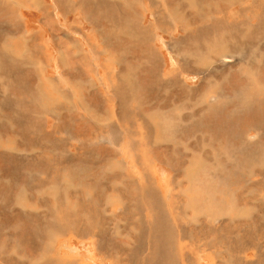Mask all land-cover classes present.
Segmentation results:
<instances>
[{"label":"rangeland","instance_id":"obj_1","mask_svg":"<svg viewBox=\"0 0 264 264\" xmlns=\"http://www.w3.org/2000/svg\"><path fill=\"white\" fill-rule=\"evenodd\" d=\"M10 1L0 0V10L11 9L10 18L0 14V58L8 56L0 63V264H264V0L159 3L170 16L151 30L150 58L165 78L175 71L187 93L145 73L125 31L65 11V0H43L54 20L27 0ZM117 8L110 13L123 16L122 28V19L144 13L139 5L124 15ZM151 16L145 13L143 26ZM205 31L226 34L232 62L208 64L214 53L205 54L206 40L215 51L220 46ZM81 48L87 61L77 55ZM95 61L103 83L86 68ZM122 74L130 80L123 91L136 98L118 104L109 99ZM212 96L220 99L208 108ZM136 103L155 115L144 110L150 118L137 123ZM162 111L176 130L162 133ZM181 113L188 114L183 124Z\"/></svg>","mask_w":264,"mask_h":264},{"label":"bare ground","instance_id":"obj_2","mask_svg":"<svg viewBox=\"0 0 264 264\" xmlns=\"http://www.w3.org/2000/svg\"><path fill=\"white\" fill-rule=\"evenodd\" d=\"M10 1V0H9ZM12 1V0H11ZM10 1V2H11ZM56 1V0H55ZM125 2H126V4H123V6H124V8H126V9H121V13L124 15V13H127V11H128V9L129 10H133V5H139V7L141 6V8L144 10V13L142 14V15H140V16H138V12H135V14L134 15H132V16H130L127 20H123L122 19V22L123 21H125V26L122 28L121 27V25H119V23L117 22V20H118V17L120 16V17H122L123 18V16L120 14V13H110V9L112 10V8H113V10H114V7L115 8H117V7H123L122 5H119L118 4V2L119 1H117V0H65V2H64V4H63V6H64V8H65V11H67V10H69V9H71V11L74 9L76 12H80L81 11V13L83 14V16L85 17L86 15L87 16H91L92 15V18L94 19V20H96L97 21V23L99 24V22L100 23H106L107 25H110L111 26V28L114 30V31H117V30H123V31H125L126 33H128V39H131V40H134V41H136L137 42V44H138V51H140L141 52V57H142V59L141 60H139V63H141V67L143 68V70H144V72L145 73H147V74H150V75H152V76H156L157 78H158V80L160 81H163V82H166V83H168L169 85H172V87H173V89H176V90H182L183 92H185V93H187L188 92V87L186 86V82L185 81H183V80H181L182 81V83L180 84V85H177V83H178V80L177 79H179V78H177V77H175L176 76V72L175 71H173V72H170V74L168 75L169 76V78H165V76H163V75H161L162 73L160 72V71H156L155 70V67H157V65H156V63H155V59L154 60H151V58L150 57H152V53H154L155 51L153 50L154 49V47H153V40L151 39V36H150V34H151V30H154L157 26H158V24L162 21L161 19H165V17H167V16H170V14H169V11H167L166 10V8H164L165 6L166 7H170L174 2H177L178 0H124ZM190 1V0H189ZM230 1V0H229ZM250 1V0H249ZM13 2V1H12ZM15 2V1H14ZM122 2V1H121ZM161 2H163V4L165 5L164 7H163V5H161V4H159V3H161ZM193 2V1H192ZM226 2H228V1H226ZM27 3L29 4H31V5H34V6H36V7H38V8H40V10L42 11V13H44V15H46L45 17L46 18H52L53 20H54V17H56V12H54V10L53 9H50V6L48 7V6H46L45 4H44V2H43V0H27ZM179 3L181 4V1H179ZM178 3V4H179ZM182 3H183V1H182ZM184 3H186V2H184ZM231 3V2H230ZM238 4V2H235V4ZM240 3H241V1H240ZM249 3V2H248ZM247 3V4H248ZM256 3V2H255ZM15 4V3H14ZM177 4V5H178ZM179 4V5H180ZM188 4V3H187ZM214 4V3H213ZM235 4H233V5H235ZM182 5V4H181ZM180 5V6H181ZM183 5H185V4H183ZM190 5H192V4H189V6ZM197 5V4H196ZM227 5H229V4H227ZM251 5V4H250ZM258 5V4H257ZM58 6V5H57ZM198 6V5H197ZM35 7V8H36ZM56 7V6H55ZM110 7H112V8H110ZM173 7H175V6H173ZM173 7H172V9H173ZM193 7V6H192ZM37 8V9H38ZM52 8V7H51ZM186 8V7H185ZM229 8V7H228ZM257 8V7H256ZM57 9V8H56ZM118 9V8H117ZM196 9V8H195ZM200 9V8H199ZM39 10V9H38ZM37 10V11H38ZM59 10H61V8H60V6H59ZM112 10V11H113ZM175 10V9H174ZM180 10V9H179ZM236 10V9H235ZM263 10V9H262ZM75 11H73V12H75ZM147 11H150L151 12V17H152V20H151V22L149 23V24H147V25H145V26H143V22H144V20H145V13L147 12ZM261 11V10H260ZM259 11V12H260ZM0 12H2V13H0L1 15H5V17L6 18H10V13H11V9L8 7V8H1V10H0ZM40 12V11H39ZM59 12V11H58ZM72 12V13H73ZM183 12V11H182ZM186 12H188L187 10H186ZM190 12V11H189ZM196 12V11H195ZM198 12V11H197ZM181 13V12H180ZM229 13V12H228ZM13 14V13H12ZM60 14V13H59ZM163 14H165V16H163ZM193 14H194V12H193ZM218 14V13H217ZM227 14V13H226ZM225 14V15H226ZM61 15V14H60ZM78 15H80V14H78ZM197 15V14H196ZM211 15V14H210ZM247 15V14H246ZM257 15V14H256ZM15 16V15H14ZM48 16V17H47ZM187 17H189V15L187 14L186 15ZM191 16V15H190ZM80 17H81V15H80ZM79 16H78V18H80ZM196 17V16H195ZM207 17V16H206ZM213 17V16H212ZM12 18V17H11ZM83 18V17H82ZM192 18V17H191ZM211 18V17H210ZM218 18V17H217ZM260 18V17H259ZM86 19V18H85ZM193 19V18H192ZM225 19H226V17H225ZM245 19H246V17H245ZM253 19V18H252ZM10 20V19H9ZM50 20V19H49ZM66 20V19H65ZM87 20V19H86ZM191 20V19H190ZM212 20H214L215 21V19H212L211 18V21ZM224 20V19H223ZM254 20V19H253ZM252 20V21H253ZM260 20V22H261V19H259ZM48 21V20H47ZM186 21V20H185ZM214 21H212L213 23H214ZM225 21V20H224ZM223 21V22H224ZM250 21V20H249ZM66 22V21H65ZM112 22H115V25L112 23ZM122 22H121V24H122ZM190 22V21H189ZM198 22H199V20H198ZM210 22V21H209ZM221 22V21H220ZM219 22V23H220ZM227 22H228V20H227ZM245 22V21H244ZM259 22V21H258ZM259 22V23H260ZM2 23H3V21H2ZM49 23H50V21H49ZM202 23V22H201ZM211 23V22H210ZM252 23V22H251ZM250 23V24H251ZM55 24H57V23H55ZM59 24V23H58ZM161 24V23H160ZM212 24V23H211ZM215 24H216V22H215ZM214 24V25H215ZM222 24V23H221ZM224 24V23H223ZM229 24V23H228ZM239 24V23H238ZM264 24V23H263ZM4 25V24H3ZM8 25V24H7ZM52 25V24H51ZM91 25H92V22H91ZM192 25V24H191ZM190 25V26H191ZM203 25V24H202ZM204 25H205V23H204ZM230 25V24H229ZM228 25V26H229ZM241 25V24H240ZM53 26V25H52ZM189 26V25H188ZM216 26V25H215ZM221 26H223V25H221ZM247 26H249V25H247ZM253 26H254V24H253ZM252 26V27H253ZM260 26V25H259ZM65 27V26H64ZM163 27V26H162ZM161 27V28H162ZM196 27V26H195ZM225 27V26H224ZM234 27V26H233ZM258 27V26H257ZM11 30H14L15 28H16V25L15 24H13L12 23V25L9 27ZM56 28H57V26H56ZM58 28H60L59 26H58ZM66 28V27H65ZM105 28V27H104ZM194 28V27H193ZM193 28H190V30L191 29H193ZM199 28V27H198ZM222 28V27H221ZM230 28V27H229ZM240 28V27H239ZM110 29V28H109ZM160 29V28H159ZM174 29H175V27H174ZM230 29H232V28H230ZM241 29V28H240ZM244 29V28H243ZM246 29V28H245ZM245 29H244V31H245ZM33 30V29H32ZM59 30V29H58ZM95 30V29H94ZM113 30H112V32H113ZM185 30H187V29H185ZM196 30V29H195ZM199 30V29H198ZM214 30V29H213ZM225 30V29H224ZM227 30V29H226ZM225 30V31H226ZM234 30V29H233ZM236 30V29H235ZM259 30V29H258ZM40 31H42V29L40 30ZM172 31V30H171ZM197 31V30H196ZM222 31V30H221ZM220 31V32H221ZM219 32V33H220ZM238 32V31H237ZM249 32V31H248ZM247 32V33H248ZM257 32V31H256ZM13 33V32H12ZM40 33V32H39ZM38 33V34H39ZM165 33V32H164ZM196 32H193V34H195ZM205 33L208 35H212L213 37H214V39H213V45H219L220 46V49L219 50H217V51H215L213 48H212V44H210V42H207V40H206V43H205V54L206 53H209V52H213L214 53V55H213V59H209L208 60V64H210V63H213V65L215 66V65H217V64H222V63H226V62H232L234 59L233 58H235V53L234 54H230L226 49H223V45H224V41L225 40H223V38L226 36V34L225 33H223V34H221L220 36H219V34L218 33H216V32H213V31H205ZM41 34V33H40ZM238 34V33H237ZM25 35H27V34H25ZM192 35V34H191ZM234 35V34H233ZM248 35V34H247ZM264 35V34H263ZM115 36V35H114ZM211 36V37H212ZM218 36L220 37V38H218ZM228 36V35H227ZM255 36V35H254ZM112 37V36H111ZM116 37V36H115ZM207 37V36H206ZM210 37V38H211ZM216 37H217V39H216ZM27 38V37H26ZM122 38V37H121ZM225 38H227V37H225ZM229 38V37H228ZM28 39V38H27ZM46 39V38H45ZM124 39V38H123ZM233 39V38H232ZM20 40V39H19ZM29 40V39H28ZM79 40V39H78ZM100 40V39H99ZM118 40V39H117ZM209 40V39H208ZM229 40V39H228ZM39 41V40H38ZM113 41H115V40H113ZM125 41V40H124ZM127 41V40H126ZM210 41V40H209ZM24 42V41H23ZM45 42V40H43L42 41V43H44ZM117 42V45H116V50L119 52L122 48H123V46H122V43L120 42V41H116ZM166 42V41H165ZM202 42V41H201ZM227 42V41H226ZM229 42V41H228ZM6 43V42H5ZM41 43V42H40ZM41 43V44H42ZM109 43V42H108ZM111 43V42H110ZM125 43V42H124ZM212 43V42H211ZM2 44V43H1ZM24 44V43H23ZM48 44V43H47ZM175 44V43H174ZM199 44H201V43H199ZM226 44V43H225ZM166 45V44H165ZM3 46V45H2ZM10 46V45H9ZM89 46H91V45H89ZM111 46V45H110ZM114 46V45H113ZM164 46V45H163ZM219 46H218V48H219ZM4 47V46H3ZM106 47V46H105ZM172 47V46H171ZM173 47H174V45H173ZM177 47V46H176ZM197 47V46H196ZM5 48V47H4ZM61 48V47H60ZM111 48V47H110ZM113 48V47H112ZM111 48V49H112ZM7 49V48H6ZM72 49V48H71ZM227 49H229V47L227 48ZM242 49V48H241ZM97 50V49H96ZM257 50V49H256ZM38 51V50H37ZM75 51V50H74ZM83 50H82V48L77 52V55H78V57L81 59V60H83V61H87L86 59H85V54L82 52ZM104 51H106L107 52V50H104ZM198 51V50H197ZM240 51V50H239ZM254 51V50H253ZM59 52V51H58ZM98 53H100L99 51H97ZM177 52V51H176ZM200 52V51H199ZM259 52V51H258ZM94 53V52H93ZM74 54V53H73ZM109 54V53H108ZM189 54V53H188ZM200 54V53H199ZM210 54V53H209ZM212 54V53H211ZM237 54V53H236ZM97 55V54H96ZM101 55V54H100ZM178 55V54H177ZM181 55H184L183 53H181ZM239 55V54H238ZM29 56V55H28ZM31 56H33V55H31ZM35 56H37V55H35ZM113 56V55H112ZM173 56V55H172ZM176 56V55H175ZM179 56V55H178ZM205 56V55H204ZM255 56V55H254ZM258 56V55H257ZM7 57L8 56H6V54L2 57V58H0V63L1 62H5V60L7 59ZM19 57V56H18ZM95 57V56H94ZM188 57V56H187ZM206 57V56H205ZM107 58H109V57H107ZM78 59V58H77ZM89 59V58H88ZM94 59V58H93ZM125 59V58H124ZM127 59H128V57H127ZM157 59V58H156ZM178 59V58H177ZM253 59V58H252ZM9 60V59H8ZM28 60V59H27ZM247 60V59H246ZM63 61V60H62ZM89 61V60H88ZM97 61V60H96ZM91 62L90 63V66L92 65V67H93V69H91V67L89 66V64H87L86 65V68H87V70L89 71V72H94L93 74H91L90 76L91 77H97V80L99 79V82L100 83H103V81H104V78H103V74L105 73H103V74H101V71L99 70V68H101V67H103V65L101 64V63H98V62ZM100 61V60H99ZM185 61V60H184ZM188 61V60H187ZM203 61H205V60H203ZM207 61V60H206ZM240 61V60H239ZM242 61V60H241ZM33 62V61H32ZM61 62V61H60ZM80 62V61H79ZM87 63V62H86ZM117 63V62H116ZM244 63V62H243ZM257 63V62H256ZM82 65L83 64H85V62L84 63H81ZM133 64V63H132ZM177 64H178V62H177ZM200 64H201V61H200ZM241 64V63H240ZM248 64V63H247ZM4 65V64H3ZM187 65V63H184L183 61H182V66L183 67H185ZM202 65H204L203 63H202ZM224 65V64H223ZM1 66V65H0ZM4 66H8V65H4ZM3 66V67H4ZM27 66V65H26ZM116 66V65H115ZM180 66H181V64H180ZM240 66V65H239ZM250 66V65H249ZM84 67V66H83ZM179 67V66H178ZM221 67V66H220ZM12 68V67H11ZM85 68V67H84ZM86 68H85V70H86ZM139 68V67H138ZM181 68V67H180ZM223 68V67H222ZM242 68V67H241ZM1 69V68H0ZM4 69V68H3ZM35 69V72H37V71H41V73L42 74H44L45 73V70H46V68L44 67V69L43 68H34ZM41 69H43V70H41ZM161 69V68H160ZM182 69V68H181ZM235 69V68H234ZM10 70V69H9ZM32 70V69H31ZM142 70V69H141ZM179 70V69H178ZM236 70V69H235ZM245 70V69H244ZM248 70V69H247ZM246 70V71H247ZM7 71V70H6ZM34 71V70H33ZM113 71V73H114V75L117 73L116 71L114 72V70H112ZM111 71V72H112ZM179 71H181V70H179ZM185 71V70H184ZM241 71V70H240ZM252 71V70H251ZM88 72V73H89ZM124 72V71H123ZM178 72V71H177ZM228 72V71H227ZM125 73H127L126 71H125ZM124 73V74H125ZM180 73V72H179ZM248 73H250V72H248ZM136 74H137V72H136ZM39 75V74H38ZM109 75H111V73H109ZM109 75H105V80H107V81H109ZM118 75V74H117ZM139 75V74H138ZM236 75H237V73H236ZM43 76H46V75H43ZM112 76V75H111ZM125 77H123V74L121 75V80L119 81L120 82V84L119 85H121L118 89H117V91L115 92H113V91H111L110 93L113 95V96H110V99H109V101H112L113 100V97L114 98H116L118 101V104H119V102L122 100L124 103H125V101H127V100H135V98L133 97V95L132 94H129V92H127V91H123V89H124V85H122V84H124V83H126V82H128V81H130V80H127V78H128V76H127V74L126 75H124ZM0 77H1V75H0ZM36 77H37V75H36ZM181 77H182V75H181ZM184 77V76H183ZM243 77V76H242ZM61 78V77H60ZM59 77H58V79H60ZM131 78H132V76H131ZM201 78V77H200ZM251 78V77H250ZM55 79V78H54ZM118 79V78H117ZM130 79V78H129ZM4 80V79H3ZM9 80V79H8ZM14 80H16V79H14ZM62 80V79H61ZM61 80H59V81H61ZM134 80V79H133ZM132 80V81H133ZM154 80V79H153ZM253 80V79H252ZM262 80V79H261ZM41 81V80H40ZM159 81H154V82H156V83H154V84H151L150 82L151 81H149V83L151 84L150 86H159ZM247 81V80H246ZM258 81V80H257ZM10 82H13V81H10ZM17 82V81H16ZM118 82V81H117ZM118 82V83H119ZM238 82V81H237ZM6 83H8V82H6ZM43 84L45 83L47 86H49V87H52V89L54 90V91H58L57 89H56V83L54 82V80L53 79H51V78H49V77H45L44 78V82H42ZM111 83V82H110ZM246 83V82H245ZM57 84H58V82H57ZM107 84V83H106ZM133 84H135V82L133 83ZM148 84V83H147ZM147 84H146V86H147ZM262 84V83H261ZM260 84V85H261ZM14 85V84H13ZM22 85V84H21ZM130 85H131V82H130ZM136 85V84H135ZM135 85H133L132 87H134ZM164 85V84H163ZM16 86V85H15ZM60 86V85H59ZM104 86V88H105V85H103ZM128 86H129V84H128ZM137 86V85H136ZM135 86V87H136ZM139 86V85H138ZM13 87V86H12ZM23 87V86H22ZM40 87H41V85H40ZM66 87V86H65ZM112 87H113V85H112ZM148 87H149V85H148ZM166 87V86H165ZM253 87H254V85H253ZM261 87V86H260ZM63 88V87H62ZM108 88V87H107ZM107 88H105L106 90H105V94L107 93ZM114 88V87H113ZM126 88V87H125ZM170 88V87H169ZM168 88V89H169ZM10 89V88H9ZM14 89V88H13ZM42 89V88H41ZM131 89V88H130ZM133 89V88H132ZM172 89V90H173ZM11 90H12V88H11ZM20 90V89H19ZM18 90V91H19ZM22 90V89H21ZM133 90H136V89H133ZM149 90V89H148ZM241 90V89H240ZM239 90V91H240ZM2 91H3V89H2ZM10 91V90H9ZM17 91V92H18ZM50 91V90H49ZM132 91V90H131ZM151 91V90H150ZM167 91V90H166ZM238 91V90H237ZM242 91V90H241ZM15 92V91H14ZM17 92H15V93H17ZM152 92V91H151ZM192 92V91H191ZM197 92V91H196ZM202 92V91H201ZM214 92V91H213ZM249 92V91H248ZM64 93V92H63ZM148 93H149V91H148ZM156 93V92H155ZM240 94H241V92H239ZM139 94V93H138ZM150 94V93H149ZM233 94H234V92H233ZM237 94V93H236ZM252 95H253V93H251ZM140 95V94H139ZM147 95V94H146ZM166 95V94H165ZM189 94H187L186 96H188ZM191 95V94H190ZM206 95V94H205ZM209 95V94H208ZM213 95V94H212ZM235 95V94H234ZM154 96V95H153ZM152 96V97H153ZM246 96V95H245ZM147 97V96H146ZM155 97H156V95H155ZM165 97V96H164ZM167 97V96H166ZM165 97V98H166ZM171 97V96H170ZM185 97V96H184ZM189 97V96H188ZM243 97V96H242ZM249 97V96H248ZM157 98V97H156ZM159 98V97H158ZM205 98V97H204ZM226 98V97H225ZM235 98V97H234ZM251 98V97H250ZM249 98V99H250ZM255 99H256V96L254 97ZM59 99V98H58ZM57 99V100H58ZM144 99V98H143ZM168 99V98H167ZM219 99H220V97L218 96V97H216V96H212V97H210V99H209V101H208V108H210L211 106H212V104L213 103H215V102H218L219 101ZM245 99V98H244ZM157 100V99H156ZM164 100V99H163ZM169 100V99H168ZM185 100V99H184ZM183 100V101H184ZM188 100H189V98H188ZM187 100V101H188ZM61 101V100H60ZM115 101V100H114ZM166 101V100H165ZM174 101V100H173ZM58 102H59V100H58ZM57 102V103H58ZM113 102V101H112ZM116 102V103H117ZM162 102V101H161ZM160 102V103H161ZM176 102V101H175ZM242 102V101H241ZM61 103V102H60ZM132 103V102H131ZM152 103V102H151ZM172 103H174V102H172ZM185 103V102H184ZM245 103V102H244ZM68 104L70 105V102L68 101ZM108 104V103H107ZM113 104V103H112ZM137 104V106L134 108V110H133V112L131 113V114H134L135 116L133 117L132 116V118H134L136 121H137V123H138V121H143V118H144V116L145 117H147L148 119L150 118V115H148V114H146V113H144V108L142 107V105L140 104V103H136ZM144 104V103H143ZM159 104V103H158ZM169 104H171V103H169ZM168 104V105H169ZM247 104V103H246ZM141 105V108H139V106ZM156 105V104H155ZM175 105V104H174ZM240 105H242V104H240ZM121 106V105H120ZM125 106V105H124ZM145 106H146V104H145ZM159 106V105H158ZM250 106H252V104L250 105ZM84 107V106H83ZM82 106H81V108H83ZM122 107V106H121ZM126 107V106H125ZM170 107V106H169ZM172 107H173V105H172ZM242 107V106H241ZM244 107H246V106H244ZM85 108V107H84ZM83 108V110H85ZM156 108V107H155ZM248 108H249V106H248ZM126 109H128V108H126ZM190 109V108H189ZM149 109H147V111L145 110V112H148V113H150L151 114V117H152V115H155L152 111V113L150 112V111H148ZM71 111H73V110H71ZM90 111H93V110H90ZM127 112V111H126ZM178 112V111H177ZM70 113V112H69ZM88 113V112H87ZM113 113V112H112ZM117 113V112H116ZM206 113H208V112H206ZM89 114V113H88ZM91 114V113H90ZM89 114V115H90ZM124 114V113H123ZM129 114V113H128ZM186 113H181L179 116H178V122L179 123H181V124H183L184 122H187L188 121V114H186ZM38 115V114H37ZM93 115V114H92ZM158 116H159V118H162L163 119V121H164V123H163V126L161 127V129H162V133L163 134H166V133H168V132H171V131H173V130H176V128H173V130L172 129H169V124H170V122H171V119H172V117L170 116V114H169V111H162V112H160V114H157ZM202 115H203V113H202ZM39 116V115H38ZM42 116V115H41ZM40 116V117H41ZM125 116H126V114H125ZM128 116H130V114L128 115ZM74 117H77V116H75L74 115ZM147 118H146V120H147ZM77 119V118H76ZM154 119V118H153ZM21 120V119H20ZM41 120V119H40ZM59 120V119H58ZM78 120V119H77ZM133 121V120H132ZM134 122V121H133ZM153 122V121H152ZM84 125H85V127H87L86 129H89V130H92L93 131V126L91 127L89 124L90 123H85V122H82ZM120 123V122H119ZM147 123V122H146ZM140 124L142 125V123L140 122ZM153 124V123H152ZM39 125H41L42 126V124H39ZM57 125V124H56ZM55 125V123L52 125V126H56ZM61 125V124H60ZM101 125V124H100ZM146 126V125H145ZM144 126V127H145ZM57 127V126H56ZM148 127V126H147ZM44 128V127H43ZM61 128V127H60ZM249 128V127H248ZM20 129V128H19ZM23 129V128H22ZM51 129V128H50ZM258 129V128H257ZM260 129V128H259ZM53 130V129H52ZM56 130H57V128H56ZM101 130V129H100ZM151 129H149V131H150ZM20 131V130H19ZM35 131V130H34ZM50 131V130H49ZM48 131V132H49ZM95 131V130H94ZM98 131V130H97ZM21 132V131H20ZM54 132V131H53ZM59 132V131H58ZM29 133V132H28ZM32 133H34V132H32ZM151 133V132H150ZM245 133V132H244ZM34 135V134H33ZM38 136V135H37ZM247 136V135H246ZM127 137V136H126ZM48 138V137H47ZM153 138V137H152ZM253 138V137H252ZM257 138H260V137H257ZM101 139H103V138H101ZM113 139V138H112ZM129 139H131V138H129ZM246 139V138H245ZM248 139V138H247ZM140 140V139H139ZM258 140V139H257ZM131 141H133V140H131ZM130 141V142H131ZM247 141V140H246ZM260 141V140H259ZM79 142V141H78ZM51 143V142H50ZM121 143V142H120ZM125 144V143H124ZM148 144V143H147ZM152 144V143H151ZM129 146V145H128ZM203 146H205V143H204V145ZM209 146V145H208ZM242 146V145H241ZM134 147V146H133ZM78 148V147H77ZM129 148H130V150H131V147L129 146ZM145 148H146V145H145ZM211 148V147H210ZM209 148V149H210ZM128 149V148H127ZM208 149V150H209ZM233 149V148H232ZM254 149V148H253ZM9 150H11V149H9ZM129 150V149H128ZM129 150V151H130ZM203 150H204V148H203ZM18 151V150H17ZM150 151V150H149ZM202 151V150H201ZM205 151V150H204ZM12 152H14V151H12ZM247 152V151H246ZM15 153H17V152H15ZM20 153H21V151H20ZM147 153V152H146ZM119 154V153H118ZM213 154V153H212ZM261 154V153H260ZM26 155H27V153H26ZM29 155V154H28ZM218 157V156H217ZM216 157V158H217ZM214 159V158H213ZM218 159V158H217ZM212 161V160H211ZM66 162V161H65ZM116 162H117V160H116ZM189 164V163H188ZM192 164H194V163H192ZM16 165V164H15ZM120 165V164H119ZM211 165V164H210ZM121 166V165H120ZM183 166V165H182ZM192 166V165H191ZM219 167H220V165H219ZM182 168V167H181ZM197 168V167H196ZM195 168V169H196ZM198 168H200V167H198ZM236 168V167H235ZM119 169H125V167L124 166H122L121 168H119ZM194 169V168H193ZM234 169V168H233ZM44 176V175H43ZM126 176V175H125ZM185 176V175H184ZM56 179V178H55ZM55 179H54V181H55ZM168 182V181H167ZM55 183V182H54ZM61 186H62V184H61ZM198 187V186H197ZM54 188V187H53ZM53 188H51V189H53ZM65 188H67V187H65ZM198 189V188H197ZM57 190H59V189H57ZM115 192V191H114ZM54 193H55V191H54ZM125 193V192H124ZM176 193V192H175ZM203 193V192H202ZM141 195V194H140ZM114 196H116V193H115V195ZM118 197V196H117ZM196 198V197H195ZM193 199H194V197H193ZM108 200V199H107ZM111 201H112V199H110ZM115 200V199H114ZM197 200V199H196ZM196 200H195V202H196ZM163 202V201H162ZM199 202V201H198ZM110 203V202H109ZM112 203V202H111ZM114 203H118L117 201L116 202H114ZM65 204V203H64ZM120 204V203H119ZM182 204V203H181ZM183 206V205H182ZM204 206H206V205H204ZM203 206V207H204ZM151 208H152V206H150ZM172 207V206H171ZM193 207V206H192ZM201 207V206H200ZM122 208V207H121ZM121 208L120 207H118V210L120 211L121 210ZM62 209V208H61ZM172 209V208H171ZM59 210V209H58ZM205 210V209H204ZM122 211V210H121ZM212 211V210H211ZM47 212V211H46ZM45 212V213H46ZM62 212V211H61ZM154 212V211H153ZM150 213V212H149ZM156 213H157V211H156ZM188 213V212H187ZM204 214V213H203ZM215 214V213H214ZM150 216V215H149ZM63 217V216H62ZM164 217V216H163ZM62 219H64V218H62ZM162 219V218H161ZM214 220V219H213ZM154 224V223H153ZM218 224V223H217ZM164 237V236H163ZM38 240V239H37ZM47 243V242H46ZM48 244H49V242H48ZM44 246V245H43ZM46 248V247H45ZM48 252V251H47ZM164 255V254H163ZM40 262V261H39ZM44 263V262H43ZM37 264V263H36Z\"/></svg>","mask_w":264,"mask_h":264}]
</instances>
